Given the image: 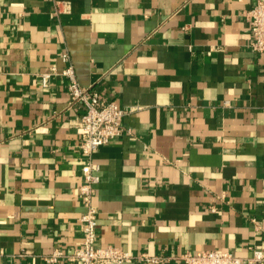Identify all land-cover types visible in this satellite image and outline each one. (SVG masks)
<instances>
[{
	"label": "crops",
	"instance_id": "obj_1",
	"mask_svg": "<svg viewBox=\"0 0 264 264\" xmlns=\"http://www.w3.org/2000/svg\"><path fill=\"white\" fill-rule=\"evenodd\" d=\"M255 1L0 0V264H48L80 240V112L67 79L41 80L64 55L81 87L136 108L92 157L101 245L171 257L157 264H182V251H229L239 264L264 254ZM55 2L68 10L56 15Z\"/></svg>",
	"mask_w": 264,
	"mask_h": 264
},
{
	"label": "built area",
	"instance_id": "obj_2",
	"mask_svg": "<svg viewBox=\"0 0 264 264\" xmlns=\"http://www.w3.org/2000/svg\"><path fill=\"white\" fill-rule=\"evenodd\" d=\"M68 10L67 3L55 2L54 13L58 15ZM249 19L250 40L249 48L256 54L264 55V0H256L247 12ZM67 62L60 73L55 71L41 74L42 84L48 85L53 75H61L67 79L68 109L76 108L80 112L79 123L75 126L78 136V149L86 161L81 167V181L79 182L78 198L83 207L79 217L80 240L78 245L68 251L54 249L44 255L43 259L48 264L67 261L70 264H126L132 261L148 263H162L169 261L168 256H151L147 253L131 255L119 247L103 246L98 240V212L93 204L96 187L99 184L100 166L92 159L93 154L102 146L110 143L124 133L122 121L132 113L135 107H119L113 100H108L104 95L92 87H81L75 77L74 68L68 55L63 56ZM224 108L228 103L223 104ZM177 259L182 264H239L240 259L229 251L207 250L198 253L182 251ZM247 263L262 264L264 254L254 250Z\"/></svg>",
	"mask_w": 264,
	"mask_h": 264
}]
</instances>
